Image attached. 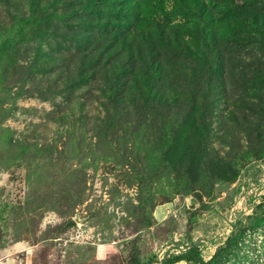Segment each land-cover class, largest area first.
Returning <instances> with one entry per match:
<instances>
[{
  "label": "rangeland",
  "instance_id": "rangeland-1",
  "mask_svg": "<svg viewBox=\"0 0 264 264\" xmlns=\"http://www.w3.org/2000/svg\"><path fill=\"white\" fill-rule=\"evenodd\" d=\"M263 202L264 0H0V264H264Z\"/></svg>",
  "mask_w": 264,
  "mask_h": 264
},
{
  "label": "trees",
  "instance_id": "trees-1",
  "mask_svg": "<svg viewBox=\"0 0 264 264\" xmlns=\"http://www.w3.org/2000/svg\"><path fill=\"white\" fill-rule=\"evenodd\" d=\"M263 206H264V202H263L262 204L256 206V209H260V208H262ZM252 218H253V217L251 216V217H249L248 219L251 220ZM251 225H252V224H251ZM242 230H243L242 225H241V227H240V226L237 227L235 232H234V231L231 232L230 236L226 239L225 243H230L232 240H236V241H237V239H239V238L241 237L240 234H241ZM223 250H224V248H220V249L217 251V253L223 252ZM190 251H194V250H193V249H192V250H189L188 253H190ZM189 255H190V254H189ZM214 258L216 259V255H215V257L213 256V257L209 260V263H212V261L214 260ZM184 259H185V260H188V259H190V256H188V254H183V255H180V256H176V257H174L173 260H171V262H172V263H173V262H178V261H181V260H184Z\"/></svg>",
  "mask_w": 264,
  "mask_h": 264
}]
</instances>
